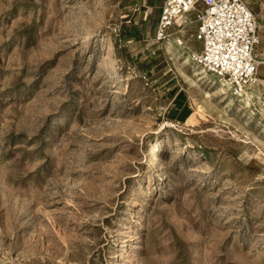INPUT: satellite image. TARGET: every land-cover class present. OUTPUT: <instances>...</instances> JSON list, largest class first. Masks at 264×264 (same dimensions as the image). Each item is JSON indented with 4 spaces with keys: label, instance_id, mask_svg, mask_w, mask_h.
<instances>
[{
    "label": "rangeland",
    "instance_id": "rangeland-1",
    "mask_svg": "<svg viewBox=\"0 0 264 264\" xmlns=\"http://www.w3.org/2000/svg\"><path fill=\"white\" fill-rule=\"evenodd\" d=\"M163 2L0 0V264H264V82L194 77Z\"/></svg>",
    "mask_w": 264,
    "mask_h": 264
},
{
    "label": "built area",
    "instance_id": "built-area-1",
    "mask_svg": "<svg viewBox=\"0 0 264 264\" xmlns=\"http://www.w3.org/2000/svg\"><path fill=\"white\" fill-rule=\"evenodd\" d=\"M117 30V29H116ZM188 34L192 62L224 82L236 97L249 92L258 72V19L247 0H164L155 40Z\"/></svg>",
    "mask_w": 264,
    "mask_h": 264
},
{
    "label": "bare ground",
    "instance_id": "bare-ground-1",
    "mask_svg": "<svg viewBox=\"0 0 264 264\" xmlns=\"http://www.w3.org/2000/svg\"><path fill=\"white\" fill-rule=\"evenodd\" d=\"M248 1V0H247ZM249 2V1H248ZM250 3V2H249ZM258 26L260 29L263 28V24L261 22H258ZM174 44H176L178 46V50L179 52L183 55V57L185 58V63L187 64H191L192 65V74L194 77H199V79H203L205 81L210 80V82H212L213 84L217 85L219 87V90L222 94L226 95L228 98H230V104H235L236 100L235 98L231 97L228 92H227V88L224 85V82L219 80L216 77L211 76L210 74L206 73L203 69L199 68L197 65H195L192 60H191V55L187 54L186 50H189L190 47L187 45H184L183 41L179 38H176L174 40V42L172 40H169L166 44H165V49L168 53H172V49L174 48ZM186 49V50H185ZM187 54V55H186ZM258 72H257V76H256V80L252 83L251 88H252V92L251 93H246V95H243V98L241 99V103L244 106H240L244 107V108H249L251 107L252 103H253V98H254V93L255 91L259 90L260 85H262V83L264 82V78L262 76V73L264 72H259V68H262L261 66H263V62H261V60H258ZM264 69V68H262ZM116 72V71H115ZM252 112L254 110H251ZM262 115H264V110H261Z\"/></svg>",
    "mask_w": 264,
    "mask_h": 264
},
{
    "label": "crops",
    "instance_id": "crops-1",
    "mask_svg": "<svg viewBox=\"0 0 264 264\" xmlns=\"http://www.w3.org/2000/svg\"><path fill=\"white\" fill-rule=\"evenodd\" d=\"M249 3V2H248ZM251 9L254 11V13L257 16L258 22H261L263 24V28L260 29L259 28V35H260V44L257 48L256 51V55L258 60H261V62H263V66H261L262 68H264V0H260L259 4L261 5V8L259 10H257V12H255V10L253 9V7L251 6V2L249 3ZM262 76L264 78V73H262ZM180 95V94H178ZM177 95V97H178ZM175 98L174 101V106L175 108H172L169 111V114L175 119V120H179V121H183L185 122L189 117H190V108L186 105H182L179 101L180 99Z\"/></svg>",
    "mask_w": 264,
    "mask_h": 264
}]
</instances>
